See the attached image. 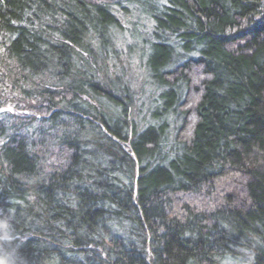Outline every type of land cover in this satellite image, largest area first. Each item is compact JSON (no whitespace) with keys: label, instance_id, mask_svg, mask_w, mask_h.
Here are the masks:
<instances>
[{"label":"trees","instance_id":"trees-1","mask_svg":"<svg viewBox=\"0 0 264 264\" xmlns=\"http://www.w3.org/2000/svg\"><path fill=\"white\" fill-rule=\"evenodd\" d=\"M3 110L0 264H264V0H0Z\"/></svg>","mask_w":264,"mask_h":264},{"label":"rangeland","instance_id":"rangeland-1","mask_svg":"<svg viewBox=\"0 0 264 264\" xmlns=\"http://www.w3.org/2000/svg\"><path fill=\"white\" fill-rule=\"evenodd\" d=\"M124 21L125 20L122 21L123 24H124V26L123 25L122 26L124 27L123 30L125 32L120 33L121 35L119 36V39L124 41V44H126L127 42H131L130 43L131 46H133V48L135 50H139L141 48L139 41L136 40L134 37H133V40H132L130 35L128 34V31L132 35H133V32L135 31L134 35H137V37L139 36L141 38V33L138 32L137 30H141L142 31L143 27L141 25L139 27H133V25H132L131 28H128L127 23L126 22L124 23ZM141 40H142V38H141ZM124 44H123V48H124ZM125 51H126V49H125ZM125 58H127V56ZM138 65H139L138 60L137 59L133 60V62H131V64H129V66H130L129 73H130L131 78L135 79L137 77L139 79V81L142 82L143 81V76H142V73L140 72V70L138 68ZM6 110L10 111L11 113L13 112V110L10 109V108L6 109ZM6 110L0 111V112H4Z\"/></svg>","mask_w":264,"mask_h":264}]
</instances>
